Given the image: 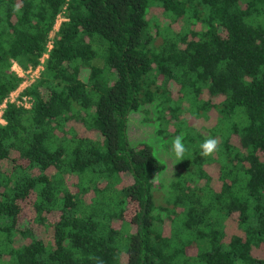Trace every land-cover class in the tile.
Wrapping results in <instances>:
<instances>
[{
	"label": "trees",
	"instance_id": "1",
	"mask_svg": "<svg viewBox=\"0 0 264 264\" xmlns=\"http://www.w3.org/2000/svg\"><path fill=\"white\" fill-rule=\"evenodd\" d=\"M45 53L0 123V264H264V0H0V105ZM140 109L185 145L166 186Z\"/></svg>",
	"mask_w": 264,
	"mask_h": 264
},
{
	"label": "rangeland",
	"instance_id": "2",
	"mask_svg": "<svg viewBox=\"0 0 264 264\" xmlns=\"http://www.w3.org/2000/svg\"><path fill=\"white\" fill-rule=\"evenodd\" d=\"M194 122H198L196 119ZM173 129V127H171ZM127 137L131 146L148 144L152 147L154 155L164 164L165 168L156 178V181L166 186L178 173V161L180 158L175 157L171 151V140L176 137L172 134L162 135L157 131V124L153 121L146 122L144 113L141 109L132 111L128 118ZM132 214V209L128 215Z\"/></svg>",
	"mask_w": 264,
	"mask_h": 264
},
{
	"label": "built area",
	"instance_id": "3",
	"mask_svg": "<svg viewBox=\"0 0 264 264\" xmlns=\"http://www.w3.org/2000/svg\"><path fill=\"white\" fill-rule=\"evenodd\" d=\"M59 28V19L54 26V29L57 30ZM52 47V41L49 42V49ZM48 57V53H45L41 58V63L36 67H29L28 69L24 70L18 64L13 65V69L18 73L19 76L24 77L20 85L10 94V96L3 101L0 105V123H5V119L3 116L4 110L6 108L7 101L14 102L17 105L30 107L31 100L29 96L22 95V92L30 86L35 80L40 76V72L43 70V61Z\"/></svg>",
	"mask_w": 264,
	"mask_h": 264
},
{
	"label": "clouds",
	"instance_id": "4",
	"mask_svg": "<svg viewBox=\"0 0 264 264\" xmlns=\"http://www.w3.org/2000/svg\"><path fill=\"white\" fill-rule=\"evenodd\" d=\"M218 141L214 137H209L203 140L199 147L201 149V155L207 156L212 153L217 147ZM171 151L175 155V157L180 158L183 155L185 150V145L182 142V138L180 136H176L171 140Z\"/></svg>",
	"mask_w": 264,
	"mask_h": 264
}]
</instances>
